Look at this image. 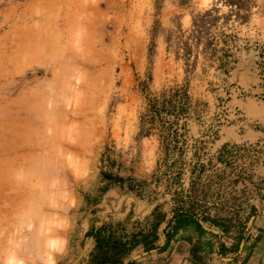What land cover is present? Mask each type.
<instances>
[{"label": "rangeland", "instance_id": "obj_1", "mask_svg": "<svg viewBox=\"0 0 264 264\" xmlns=\"http://www.w3.org/2000/svg\"><path fill=\"white\" fill-rule=\"evenodd\" d=\"M263 49L264 0H0V264H232L264 235ZM179 88L183 154L150 122Z\"/></svg>", "mask_w": 264, "mask_h": 264}, {"label": "trees", "instance_id": "obj_2", "mask_svg": "<svg viewBox=\"0 0 264 264\" xmlns=\"http://www.w3.org/2000/svg\"><path fill=\"white\" fill-rule=\"evenodd\" d=\"M258 56L259 59L257 65L260 71V75L262 76V80H264V49L260 51ZM189 99L190 97L188 93L185 90L179 88L172 90L170 94L164 93L161 97H156L151 102L150 122L153 123L156 118H159L163 128H165L166 134L164 135V144L167 153H184V148L179 146L181 143V138L184 134L180 133L179 128H174V126L175 124H178L177 121H179L181 118L187 117L191 112V104ZM165 117H174L176 120L175 122H170L165 120ZM104 176L108 180L115 179L118 183H122L123 181H125L124 178L118 175L114 176L110 172H106Z\"/></svg>", "mask_w": 264, "mask_h": 264}, {"label": "crops", "instance_id": "obj_3", "mask_svg": "<svg viewBox=\"0 0 264 264\" xmlns=\"http://www.w3.org/2000/svg\"><path fill=\"white\" fill-rule=\"evenodd\" d=\"M232 264H264V235L252 239L243 245L240 256Z\"/></svg>", "mask_w": 264, "mask_h": 264}]
</instances>
